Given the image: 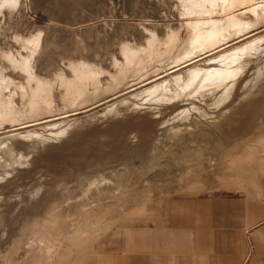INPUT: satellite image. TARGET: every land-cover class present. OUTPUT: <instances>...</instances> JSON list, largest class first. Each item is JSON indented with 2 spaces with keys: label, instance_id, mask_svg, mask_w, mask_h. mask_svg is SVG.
Here are the masks:
<instances>
[{
  "label": "rangeland",
  "instance_id": "obj_1",
  "mask_svg": "<svg viewBox=\"0 0 264 264\" xmlns=\"http://www.w3.org/2000/svg\"><path fill=\"white\" fill-rule=\"evenodd\" d=\"M178 3L19 0L0 6V72L19 93L22 86L30 93L8 57L29 56L24 40L40 34L31 64L49 85L54 107L33 121L31 97H17L21 123L0 127V264H95L98 255L122 249L126 228L163 217L168 200L227 192L264 198V53L251 59L220 106V94L175 107L146 98L157 85L174 88V78H188L186 68L171 74L187 39ZM172 31L180 36L174 51L159 46L153 58L142 57L144 70L117 87L122 46L146 48L152 35L163 43ZM262 36L264 22L201 63ZM71 63L89 64L100 75L99 82L84 83L87 98L78 101L67 85L75 81ZM97 86L106 91L97 93ZM194 106L209 116L183 113ZM32 133L42 140L30 139Z\"/></svg>",
  "mask_w": 264,
  "mask_h": 264
},
{
  "label": "bare ground",
  "instance_id": "obj_2",
  "mask_svg": "<svg viewBox=\"0 0 264 264\" xmlns=\"http://www.w3.org/2000/svg\"><path fill=\"white\" fill-rule=\"evenodd\" d=\"M177 1L180 6L178 8L179 15L182 20L186 21L183 25L186 28L187 39L185 46H183V53H179L173 61L175 65L182 63L175 66L177 70L175 69L171 74L181 68H186L188 78L187 80L179 79V77L174 78L173 81L176 84L174 88L171 87L170 82L157 85L146 92V98L158 105L166 106L171 104L175 107L184 103L195 104V102L201 101L200 99L204 103L211 102L215 99L217 100V95L220 94L221 96L215 102V104L220 106L230 98L231 93L246 73L248 65L252 62L251 59L258 55L259 58L264 53V36L251 39L243 45L236 46L225 53L210 58L207 62L201 63L202 56L223 47L235 36L254 32L256 27L264 22V0ZM18 3L19 0H0V6L5 4L17 6ZM179 39L178 33L172 31L163 43L159 42L155 35H152L146 48H134L129 45L122 46L121 53L125 58V66L116 79L117 87L121 86L131 74L144 70V68L142 69V57L153 58L161 45H164L167 53L170 54L174 51ZM40 43V34L26 39L23 44L24 48L30 51V55L21 59L14 56L8 57L15 70L25 75L30 93L27 86L24 87L22 85L19 93L15 82L0 72V127L6 123H21V111L16 103L17 97L22 98V101L27 96L31 97L29 105L31 106V112L29 116L33 121H38L39 118L54 112L51 89L47 82L38 78L34 71V66L31 64V55L36 53ZM160 58L153 60L160 64L162 62H160ZM70 68L75 76V81L65 82L68 87L72 88L71 91L73 90V100L78 101L80 98H87V94L83 89L84 83L88 80L99 82V71L86 63H71ZM164 68L159 66L158 69ZM168 70H172V68ZM261 71L259 72L260 75ZM32 83H36V87H30ZM102 90L97 86V93L106 91L105 89ZM74 101L71 100V102ZM200 109L198 106H194L183 110V113L186 114L190 113L191 110H196L202 118H207L209 116L208 113ZM67 132V130L60 131L52 133V135L56 139V137L62 136ZM31 135L29 136L30 139H41V136L37 133H32Z\"/></svg>",
  "mask_w": 264,
  "mask_h": 264
},
{
  "label": "crops",
  "instance_id": "obj_3",
  "mask_svg": "<svg viewBox=\"0 0 264 264\" xmlns=\"http://www.w3.org/2000/svg\"><path fill=\"white\" fill-rule=\"evenodd\" d=\"M95 264H264V198L241 192L174 198L154 223L126 228Z\"/></svg>",
  "mask_w": 264,
  "mask_h": 264
}]
</instances>
